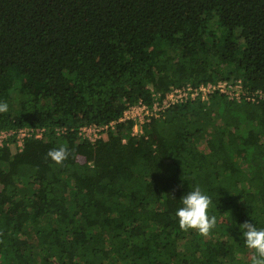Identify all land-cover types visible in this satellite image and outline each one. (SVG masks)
I'll return each mask as SVG.
<instances>
[{"label":"trees","instance_id":"16d2710c","mask_svg":"<svg viewBox=\"0 0 264 264\" xmlns=\"http://www.w3.org/2000/svg\"><path fill=\"white\" fill-rule=\"evenodd\" d=\"M219 80L264 93V0H0V132L44 130L0 147V264H252L239 225L264 228V101L215 94L139 136L118 122ZM195 187L207 236L175 216Z\"/></svg>","mask_w":264,"mask_h":264},{"label":"built area","instance_id":"2783aa9c","mask_svg":"<svg viewBox=\"0 0 264 264\" xmlns=\"http://www.w3.org/2000/svg\"><path fill=\"white\" fill-rule=\"evenodd\" d=\"M225 96L231 101H245L247 103H258L264 101V93L256 91L252 94L244 93L241 80L231 83L227 80H219L193 87L191 84H186L181 87L171 88L163 97L161 94L154 95L152 105H146L139 102L130 106L118 121L119 123H132L130 133L132 136H139L144 133V128L152 119H160L164 114L174 106L184 105L193 101L209 102L212 95ZM116 122H111L106 125L96 126L90 125L82 127L79 130V136L89 142H95L100 138L105 137V133L109 129H114ZM44 130L33 128H20L17 130H8L0 132V147L4 144L10 145L17 151H21L25 139L34 137L41 139ZM62 130H58L60 137Z\"/></svg>","mask_w":264,"mask_h":264},{"label":"clouds","instance_id":"9594fccd","mask_svg":"<svg viewBox=\"0 0 264 264\" xmlns=\"http://www.w3.org/2000/svg\"><path fill=\"white\" fill-rule=\"evenodd\" d=\"M9 111V105L0 101V114ZM64 146L51 149L47 156L55 164L60 165L68 157ZM181 206L177 208L175 216L179 228L182 230H195L202 236H207L216 227V217L209 215L212 204L210 197L199 187L192 188L180 198ZM245 247L253 254L252 264H264V228H257L254 224L243 223L239 225Z\"/></svg>","mask_w":264,"mask_h":264},{"label":"rangeland","instance_id":"374dc122","mask_svg":"<svg viewBox=\"0 0 264 264\" xmlns=\"http://www.w3.org/2000/svg\"><path fill=\"white\" fill-rule=\"evenodd\" d=\"M23 182L26 183V181H25L24 179H23ZM193 232H195V230H194ZM191 236H192V235H191ZM190 238H191V237H190Z\"/></svg>","mask_w":264,"mask_h":264}]
</instances>
